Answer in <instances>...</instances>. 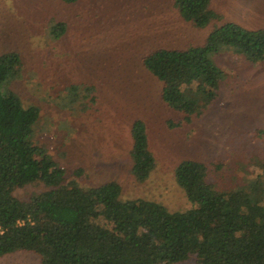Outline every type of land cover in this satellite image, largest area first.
Masks as SVG:
<instances>
[{
	"label": "rangeland",
	"instance_id": "rangeland-1",
	"mask_svg": "<svg viewBox=\"0 0 264 264\" xmlns=\"http://www.w3.org/2000/svg\"><path fill=\"white\" fill-rule=\"evenodd\" d=\"M212 9L221 19L195 28L172 0H0V56L20 55L13 87L25 107H39L36 139L67 181L85 187L116 182L123 200L151 201L172 212L192 207L175 178L184 161L204 163L218 191L255 182L264 189V63L218 55L226 78L217 98L189 122L163 102L162 83L143 65L151 51L204 44L226 23L264 28V0H213ZM54 23L66 24L59 37ZM136 121L144 123L155 162L144 182L132 172ZM43 190L38 181L15 195L27 200ZM0 264L41 259L14 252L0 256Z\"/></svg>",
	"mask_w": 264,
	"mask_h": 264
},
{
	"label": "trees",
	"instance_id": "trees-1",
	"mask_svg": "<svg viewBox=\"0 0 264 264\" xmlns=\"http://www.w3.org/2000/svg\"><path fill=\"white\" fill-rule=\"evenodd\" d=\"M212 2L172 0V7L204 28L221 19ZM52 28L59 37L66 24ZM223 53L264 63V28L226 23L204 44L151 51L143 65L162 83L163 102L189 122L218 96L226 73L216 57ZM22 65L16 52L0 56V256L32 252L41 264H264V189L257 182L218 191L204 163L184 161L175 178L192 207L172 212L151 201L123 200L116 182L85 187L67 181L36 139L39 107H25L13 87ZM132 135V172L144 182L155 162L143 122L134 123ZM260 135L264 141V131ZM38 181L45 190L27 200L15 195Z\"/></svg>",
	"mask_w": 264,
	"mask_h": 264
}]
</instances>
